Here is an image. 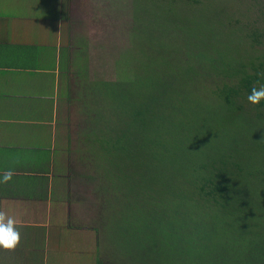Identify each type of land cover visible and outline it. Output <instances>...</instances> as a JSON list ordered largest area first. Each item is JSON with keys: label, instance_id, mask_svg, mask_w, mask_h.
Here are the masks:
<instances>
[{"label": "trees", "instance_id": "16d2710c", "mask_svg": "<svg viewBox=\"0 0 264 264\" xmlns=\"http://www.w3.org/2000/svg\"><path fill=\"white\" fill-rule=\"evenodd\" d=\"M225 18L213 21L222 33L201 21L173 36L182 46L151 78L109 83L87 59L78 68L91 135L107 132L92 141L100 176L121 194L102 230L129 234L96 264H264V101H247L264 84V20Z\"/></svg>", "mask_w": 264, "mask_h": 264}, {"label": "crops", "instance_id": "0c3cea01", "mask_svg": "<svg viewBox=\"0 0 264 264\" xmlns=\"http://www.w3.org/2000/svg\"><path fill=\"white\" fill-rule=\"evenodd\" d=\"M50 1L0 0V177L14 172L0 183V206L22 225L20 245L0 249V264H96L100 258L94 248L101 229L81 210L65 162L69 112L82 109L78 68L88 34L78 25L85 15L74 17V10L86 0Z\"/></svg>", "mask_w": 264, "mask_h": 264}, {"label": "rangeland", "instance_id": "374dc122", "mask_svg": "<svg viewBox=\"0 0 264 264\" xmlns=\"http://www.w3.org/2000/svg\"><path fill=\"white\" fill-rule=\"evenodd\" d=\"M197 1L198 4H195L193 0H86L83 2V7L81 6V10H74V17L85 15L78 25L88 29L83 46L85 49L80 57L87 59V64L90 62L88 68L90 71L96 67L99 79L105 82L131 81L143 71L145 77L151 78V67L153 66L152 69L157 72L155 68L161 66L162 59L167 56L172 60L175 55L172 52L179 50L182 46L180 41L173 42L172 39L175 35L179 37L181 31L184 30L183 33L188 35L195 30V25L202 21L211 23L210 27L215 33H222L224 32L222 24L227 22L226 16L236 15L242 22L251 20L253 17L258 23L264 20L262 7L259 9L250 8L247 0ZM59 3L60 0L50 1L52 6L54 4L58 6ZM262 6L264 7V0H262ZM69 13L71 12H65L66 19L69 18ZM74 19L71 24L73 29L78 26ZM214 20L226 22L217 25L213 23ZM202 27L205 29L208 26L202 23L200 29ZM153 60L155 61L153 62ZM136 62L138 63L136 64ZM139 63H141V67L138 66ZM136 68L141 70L143 68V70L139 71ZM210 84L209 82L208 85ZM132 88L134 87L132 86ZM83 109L72 107L69 112L68 121L69 125H72V130L70 128L71 147L69 150L67 149L65 155L72 158H66L65 162H68L72 182L76 184L74 186L79 188L76 196L82 200H78L79 205L82 206L81 210L84 214L88 213L90 225L101 229V240L99 239L101 243L98 242V248L94 249L100 253L99 259L106 263L108 260L112 261L111 259L116 258L120 241L123 236L128 238L129 234L124 230L123 225L118 226V222H114L116 232H113L112 229L102 230L105 225L104 221L110 223L113 219L114 208L108 202L112 201L110 196L118 197L121 194L118 193L119 191L116 192L117 190L112 191L111 177L100 176L102 174L100 173L101 163L98 161V157L104 158V156L96 150L97 143H92V141L94 142L93 136L95 139L98 137L102 139L107 132L102 129L103 131L92 136L90 128H95L96 125L90 122ZM120 119L121 117L118 116L117 120ZM63 122L64 120H61L60 124ZM63 125L62 129L65 127V123ZM102 127L103 125L100 123L98 128ZM62 129L60 132H63ZM116 135L113 136L116 137ZM119 174L123 176L122 173ZM108 197L110 198L108 199ZM82 252L85 255L87 253L86 249ZM105 253H111L112 256L107 258ZM95 256L98 257V254ZM76 263L77 261L71 262V264Z\"/></svg>", "mask_w": 264, "mask_h": 264}, {"label": "clouds", "instance_id": "9594fccd", "mask_svg": "<svg viewBox=\"0 0 264 264\" xmlns=\"http://www.w3.org/2000/svg\"><path fill=\"white\" fill-rule=\"evenodd\" d=\"M247 101L253 105H259L261 101H264V84L252 87L247 95ZM13 175L12 170L6 171L0 177V183H8ZM21 226L17 217L10 214L6 206H0V249L14 251L20 245Z\"/></svg>", "mask_w": 264, "mask_h": 264}]
</instances>
